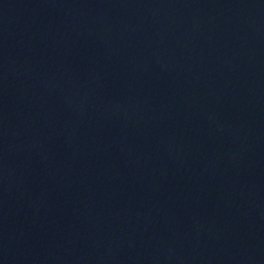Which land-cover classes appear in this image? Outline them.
I'll return each mask as SVG.
<instances>
[{
    "label": "water",
    "instance_id": "95a60500",
    "mask_svg": "<svg viewBox=\"0 0 264 264\" xmlns=\"http://www.w3.org/2000/svg\"><path fill=\"white\" fill-rule=\"evenodd\" d=\"M0 264H264V0H0Z\"/></svg>",
    "mask_w": 264,
    "mask_h": 264
}]
</instances>
